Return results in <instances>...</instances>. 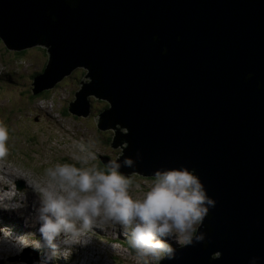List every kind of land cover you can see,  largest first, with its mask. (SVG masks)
<instances>
[{
    "label": "water",
    "instance_id": "water-1",
    "mask_svg": "<svg viewBox=\"0 0 264 264\" xmlns=\"http://www.w3.org/2000/svg\"><path fill=\"white\" fill-rule=\"evenodd\" d=\"M0 38L47 48L34 94L89 70L69 110L110 102L98 125L128 144L108 168H187L215 200L161 264H264V0H0Z\"/></svg>",
    "mask_w": 264,
    "mask_h": 264
},
{
    "label": "rangeland",
    "instance_id": "rangeland-1",
    "mask_svg": "<svg viewBox=\"0 0 264 264\" xmlns=\"http://www.w3.org/2000/svg\"><path fill=\"white\" fill-rule=\"evenodd\" d=\"M49 56L44 45L12 49L0 38V125L5 126L9 133L8 154L0 158V168L5 173L0 172V177L13 188L9 192L10 187L1 185L0 198L2 194L18 192L21 201H26L17 206L14 199H0V211L3 212L0 214V264H161L167 254L159 261L140 256L130 237L115 222L93 227L87 234V243L75 245L67 259L58 255L47 260L45 250L32 243L41 236L36 220L38 196L34 190L28 196L29 181L42 182L46 179V169L56 164L76 163L77 167L97 168L103 161L102 157L116 162L124 155L122 146L128 144L124 142L115 148L111 144L115 129L99 127V117L107 103L105 99L88 95L90 112L87 116L69 110L71 102L77 100L76 93L84 86L81 83L84 78L82 66L77 67L74 75H65V79L49 88L44 95L32 94L31 85L45 71ZM84 82L90 83L91 78ZM89 155L94 159L89 158L87 164L74 159ZM9 170L14 173H8ZM14 175H23L25 179L11 177ZM129 175L133 176L129 192L134 198H142L156 179L139 172ZM20 184H23L21 189L18 188ZM201 224L196 226L193 235ZM29 227L37 230L32 232ZM6 231L9 233L7 236ZM21 238L29 241L27 247L22 246ZM12 243L15 245H10ZM168 243L170 246L185 245L175 239Z\"/></svg>",
    "mask_w": 264,
    "mask_h": 264
},
{
    "label": "clouds",
    "instance_id": "clouds-1",
    "mask_svg": "<svg viewBox=\"0 0 264 264\" xmlns=\"http://www.w3.org/2000/svg\"><path fill=\"white\" fill-rule=\"evenodd\" d=\"M8 139L7 128L0 125V158L8 154ZM89 158L94 156L74 157L83 164ZM120 166L110 164V171L104 172L56 164L46 169L42 182L29 181L38 196L36 220L41 236L32 243L45 250L47 260L58 255L67 259L75 245L87 243L93 227L107 222L120 224L138 254L154 261L173 254L169 240L192 242L196 226L215 206L200 179L187 168L158 170L149 190L142 198H134ZM123 166L133 167V160L126 158ZM21 244L27 247L29 241L21 238Z\"/></svg>",
    "mask_w": 264,
    "mask_h": 264
},
{
    "label": "bare ground",
    "instance_id": "bare-ground-1",
    "mask_svg": "<svg viewBox=\"0 0 264 264\" xmlns=\"http://www.w3.org/2000/svg\"><path fill=\"white\" fill-rule=\"evenodd\" d=\"M9 169H10V168H9ZM0 172H2V173L4 172L3 169H2V167L0 168ZM4 173H5V172H4ZM8 173H10V174L12 173V174H13L14 172H13V170H11V171L9 170ZM11 177H15V178H16V177H19V176H18V175H16V176L14 175V176H11ZM20 177H21L22 179L24 178L23 175H21ZM20 177H19V178H20ZM24 179H25V178H24ZM5 180H6V179H5ZM5 180L3 179V177H2V178L0 177V187H1V185H3V184H6V187H10V186L7 184V182H6ZM6 187H5V188H6ZM19 189H21V188H19ZM27 190H28V196H29V195L32 193L33 189H32V187H30V185H28ZM5 191H6V190H5ZM8 191H9V192H10V191H13V188L10 187V190H8ZM0 194H1V192H0ZM2 195H3V197H1L0 199H2V200L14 199V200L17 202V204H18L17 206H20L19 204H20L21 202H24V203L26 202L25 200L21 201V199L19 198V194H18V192H17V193H14L13 195H12V192H11L10 194L8 193L7 195H5V194H2ZM28 196H27V197H28ZM15 206H16V205H13V207H15ZM26 206H27V205H24V207H26ZM38 207H39V206H38ZM7 208H8V207H7ZM19 209H20V208H19ZM2 213H3V212L0 211V214H2ZM29 228H31V227H29ZM35 229H36V228L32 227V228H31L32 232H33ZM36 230H37V229H36ZM15 239H17V241H19V238H15ZM10 245H15V243H12V244H10ZM76 246H77V245H76Z\"/></svg>",
    "mask_w": 264,
    "mask_h": 264
},
{
    "label": "trees",
    "instance_id": "trees-1",
    "mask_svg": "<svg viewBox=\"0 0 264 264\" xmlns=\"http://www.w3.org/2000/svg\"><path fill=\"white\" fill-rule=\"evenodd\" d=\"M2 39V38H1ZM45 68H46V66H45ZM45 68H44V70H45ZM86 68V67H85ZM77 69V68H76ZM76 69H74V70H76ZM87 69V68H86ZM73 70V71H74ZM72 71V72H73ZM89 71V70H88ZM48 92V89H44L43 91H41V92H39L38 93V95H41V94H45V93H47ZM33 95H36L37 96V94H34V92L32 93ZM90 100H92L91 98H90ZM110 106V105H109ZM108 109H109V107H108ZM116 127H121V125L119 126V125H117ZM125 132H127V129L125 128ZM70 164H75L76 166H77V164L76 163H70ZM97 169H99V170H101V171H104V172H107V171H110V168H108V166L106 165V164H104L103 162L101 163V162H99V165H98V167H97ZM130 182H131V179H133V176L132 175H129V176H125ZM130 246V245H129ZM131 247V246H130Z\"/></svg>",
    "mask_w": 264,
    "mask_h": 264
},
{
    "label": "flooded vegetation",
    "instance_id": "flooded-vegetation-1",
    "mask_svg": "<svg viewBox=\"0 0 264 264\" xmlns=\"http://www.w3.org/2000/svg\"><path fill=\"white\" fill-rule=\"evenodd\" d=\"M81 70L83 71V75H84V77L86 78V79H84V80L87 81L88 77H86V75H87V73H88V70H87L85 67H81ZM76 72H77V71L74 70V71L72 72V74H70L69 76L74 75ZM64 79H65V78H64ZM97 97H98V96H97ZM98 98H100V99H105V98H101V97H98ZM91 101H93V99H92ZM105 101H106L107 103H106V106H105L104 110L102 109L103 112L106 111V110L108 109L109 105H110V102H109L107 99H105ZM116 125H117V124H115V126H116Z\"/></svg>",
    "mask_w": 264,
    "mask_h": 264
}]
</instances>
